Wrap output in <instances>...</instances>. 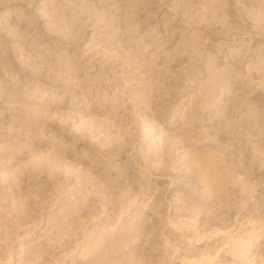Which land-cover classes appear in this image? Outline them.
<instances>
[{
	"label": "rangeland",
	"instance_id": "374dc122",
	"mask_svg": "<svg viewBox=\"0 0 264 264\" xmlns=\"http://www.w3.org/2000/svg\"><path fill=\"white\" fill-rule=\"evenodd\" d=\"M0 264H264V0H0Z\"/></svg>",
	"mask_w": 264,
	"mask_h": 264
},
{
	"label": "bare ground",
	"instance_id": "6f19581e",
	"mask_svg": "<svg viewBox=\"0 0 264 264\" xmlns=\"http://www.w3.org/2000/svg\"><path fill=\"white\" fill-rule=\"evenodd\" d=\"M35 100V99H34ZM36 100H38V99H36ZM39 101V100H38ZM37 101V102H38ZM36 102V101H35ZM249 243H251V241L250 242H247L246 240L244 241V240H242V241H240V242H238L237 244H236V247H235V249H236V253L241 257H245V256H247L246 254V252L248 251L247 249H245V247L247 246L248 247V245H249ZM251 246V244L249 245V247ZM247 250V251H246ZM235 253V254H236Z\"/></svg>",
	"mask_w": 264,
	"mask_h": 264
}]
</instances>
